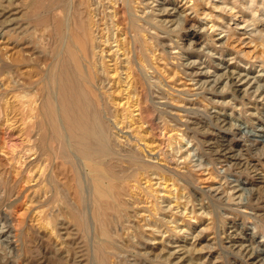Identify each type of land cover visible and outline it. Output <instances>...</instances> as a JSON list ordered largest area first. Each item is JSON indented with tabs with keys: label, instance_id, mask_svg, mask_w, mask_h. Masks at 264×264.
<instances>
[{
	"label": "rangeland",
	"instance_id": "374dc122",
	"mask_svg": "<svg viewBox=\"0 0 264 264\" xmlns=\"http://www.w3.org/2000/svg\"><path fill=\"white\" fill-rule=\"evenodd\" d=\"M232 1L129 2L130 18L140 19L146 29L150 28L146 34L171 41L164 45L162 38H156L149 46L150 52L142 46L145 55L154 52L153 64L148 57V67L134 55L145 80L156 92L157 109H165L168 103L171 114L164 117L170 130H163V120L156 125L154 134L143 125L151 147L139 141L144 149L141 156L149 165L165 171L151 169L141 182L142 190L136 198L140 197L130 201L132 219L125 222L121 234L138 245L133 253L121 254L124 264H264V45L258 38V31L264 34V0L246 7L245 0H238L236 8L230 10ZM35 2L0 0V89L12 76V36H22L29 29L35 35ZM108 7L111 14L117 8L110 3ZM211 20L227 28L213 30ZM115 45L104 52L107 61L113 59ZM119 55L127 59L122 52ZM109 62L115 74V61ZM122 77L127 85L123 84L121 90L105 75L106 90L112 91L118 101L112 111L120 114L126 113L124 108L136 99L125 70ZM5 102L0 99L4 109ZM197 107L198 115L191 112ZM3 108L0 142L7 144L8 150L13 144L20 145L22 137L19 129L11 125L12 119L6 120ZM134 115L135 123L123 130L124 136L134 137V128L143 129L137 120L138 112ZM145 115L149 117L150 111ZM119 125L118 130L123 127ZM169 136L177 146L174 163L166 160L167 148L164 150ZM172 149L170 146L171 153ZM6 155L0 149L3 175L8 168L4 163ZM8 170L12 172V168ZM1 173L0 264L88 263L87 258L80 263L76 260V212L69 209L76 200L61 191L54 199L57 211L49 214V223L43 225L33 203L36 198L11 196L4 185L6 175ZM185 175L189 177L187 181ZM5 211L11 216L10 222L5 221ZM59 222L64 226L60 228ZM90 264H94L91 259Z\"/></svg>",
	"mask_w": 264,
	"mask_h": 264
},
{
	"label": "bare ground",
	"instance_id": "6f19581e",
	"mask_svg": "<svg viewBox=\"0 0 264 264\" xmlns=\"http://www.w3.org/2000/svg\"><path fill=\"white\" fill-rule=\"evenodd\" d=\"M106 1L36 0L39 6L34 5L32 13L34 18L37 17L35 35L29 29L25 34L21 33L22 36H12L14 52L10 55L9 65L12 76L9 83L0 89V99L7 103L5 109L0 107L6 120L12 119L11 125L19 129L22 137L20 145L13 144L8 150L7 144L0 142V149L7 154L4 185L9 188L11 196L24 194L26 198H36L33 203L42 224L49 221V214L57 211L54 199L61 191L67 198L76 200L69 206L70 212H76V260L80 263L87 258L86 264H90V259L94 264H124L121 254L133 253L136 249L138 243L125 240L121 234L125 222L132 219L130 201L140 197L136 198L141 182L149 176L151 169L165 171L159 166L149 165L141 156L140 151L144 149L139 141L151 147L143 125L146 124L154 134L158 122L171 114L167 109L168 103L164 104L167 106L165 109H157L156 92L151 84L148 85L136 61L147 62L148 67L149 57L153 64L154 52L145 55L142 46L149 51L156 38L162 37L146 34L150 28L146 29L140 19L130 18V0ZM137 1L134 3L139 4ZM256 2L245 0L244 6L248 3L253 6ZM109 3L117 7L113 14L107 12ZM231 3L230 10L236 8L238 0ZM215 7L221 6L216 4ZM255 17L252 21L256 20ZM212 22L210 28L213 30L227 28L224 24ZM258 38L264 45V34L258 31ZM162 39L164 45L171 42L168 37ZM114 43L116 49L109 61H115L116 73L112 74L111 62L103 54L112 50ZM120 52L126 60L120 59ZM124 70L136 99L124 108L126 113L120 114L112 111L118 101L112 91L106 90L105 83L109 79L123 88V84L127 85L122 77ZM114 75L118 80L112 79ZM135 111L143 129L140 131L133 127L134 137L124 136L123 130L135 123ZM145 111H150L149 117ZM191 112L198 115L199 107ZM167 123L163 124V130H170ZM119 124L123 126L120 130L117 128ZM168 140V147H164V150L167 148L166 160L174 163L177 146L172 136ZM170 146L173 153L169 151ZM184 177L186 181L189 179L187 175ZM3 216L6 222H10L11 216L7 211ZM64 224L59 222L58 226L61 228Z\"/></svg>",
	"mask_w": 264,
	"mask_h": 264
}]
</instances>
